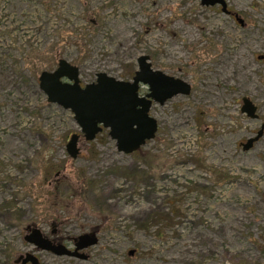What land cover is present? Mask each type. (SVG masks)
I'll return each instance as SVG.
<instances>
[{
	"label": "rangeland",
	"instance_id": "obj_1",
	"mask_svg": "<svg viewBox=\"0 0 264 264\" xmlns=\"http://www.w3.org/2000/svg\"><path fill=\"white\" fill-rule=\"evenodd\" d=\"M226 2L237 21L198 0H0V264H264V135L241 146L264 123V0ZM144 55L191 93L152 106L158 131L139 151L104 130L72 159L80 128L40 74L64 59L82 86L132 82ZM53 223L66 247L98 233L88 260L25 240Z\"/></svg>",
	"mask_w": 264,
	"mask_h": 264
},
{
	"label": "water",
	"instance_id": "obj_2",
	"mask_svg": "<svg viewBox=\"0 0 264 264\" xmlns=\"http://www.w3.org/2000/svg\"><path fill=\"white\" fill-rule=\"evenodd\" d=\"M198 1L205 7L220 5L224 13H230L225 0ZM238 21L243 25L242 19ZM137 63L138 71L132 82L99 73L94 83L83 87L79 68L60 59L56 70L40 74L39 86L49 103L73 113L81 135L87 142L94 141L103 130H108L120 153L133 154L153 140L158 131V122L150 115L152 106L164 105L168 100L179 95L187 96L192 91L191 85L185 81L153 69L149 56H141ZM141 85L148 87L149 92L145 96L139 93ZM242 103V114L253 120L259 119L257 106L249 98H243ZM263 135L264 123L255 137L241 144L243 151L251 150ZM80 137V134H73L67 144V153L72 159L79 155ZM30 231L31 235L25 237L28 243L60 257L86 260V255L81 252L98 242L89 234L80 235L74 239V250H70L65 245L51 246L42 239L40 230L35 227ZM20 259L22 264H39L32 254L21 256Z\"/></svg>",
	"mask_w": 264,
	"mask_h": 264
},
{
	"label": "flooded vegetation",
	"instance_id": "obj_3",
	"mask_svg": "<svg viewBox=\"0 0 264 264\" xmlns=\"http://www.w3.org/2000/svg\"><path fill=\"white\" fill-rule=\"evenodd\" d=\"M227 3V2H226ZM202 6V5H201ZM217 6H220V5H217ZM221 7V6H220ZM221 10H222V7H221ZM227 10L230 12V14H229V16L231 17V18H233L234 20H236L237 21V18H236V15H238L239 16V14H237V13H235L234 11H232L231 10V8L228 6V3H227ZM223 12V11H222ZM258 109V108H257ZM257 112H258V110H257ZM55 226H56V224H52V228H53V230L50 232V234H48V233H45V232H43L41 229H39L40 230V232H41V235H42V239L44 240V241H48V243L51 245V246H58V245H60V241H59V239H57V237H56V230H55ZM33 227H35V226H33ZM33 227H31V228H33ZM30 229V228H29ZM28 229V230H29ZM29 232V231H28ZM86 234H89V235H91L93 238H96L97 240H98V242H99V239H98V233H96V232H94L93 230H91L90 232H88V233H86ZM29 235H31V231H30V233H29ZM28 235V236H29ZM73 243H74V239H73V241H72ZM70 250H74V248L73 247H71V246H67ZM93 247V246H92ZM37 249H38V252H41V253H46V254H49V255H52V256H54V257H60V256H57L56 254H54L53 252H51V251H46V250H42V249H40V248H38V247H36ZM91 248V247H90ZM89 249V248H88ZM88 249H86V250H88ZM86 250H84V251H86ZM84 251H82L81 253H83V254H85L86 255V257H87V259L86 260H88L89 259V255L86 253V252H84ZM21 257V256H20ZM20 257L18 258V262H20L19 264H22V260L20 259ZM37 259H38V262H39V264H42V257H38L37 256ZM17 263V262H16ZM28 264H30V263H28Z\"/></svg>",
	"mask_w": 264,
	"mask_h": 264
}]
</instances>
